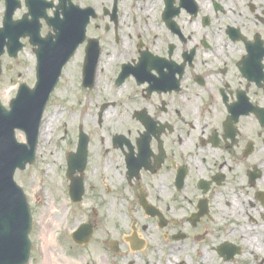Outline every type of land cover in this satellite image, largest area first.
Listing matches in <instances>:
<instances>
[{
	"label": "flooded vegetation",
	"instance_id": "obj_1",
	"mask_svg": "<svg viewBox=\"0 0 264 264\" xmlns=\"http://www.w3.org/2000/svg\"><path fill=\"white\" fill-rule=\"evenodd\" d=\"M29 3L76 46L63 185L101 231L90 264H264V0ZM28 21L12 60L37 73Z\"/></svg>",
	"mask_w": 264,
	"mask_h": 264
},
{
	"label": "water",
	"instance_id": "obj_2",
	"mask_svg": "<svg viewBox=\"0 0 264 264\" xmlns=\"http://www.w3.org/2000/svg\"><path fill=\"white\" fill-rule=\"evenodd\" d=\"M31 1L33 2L27 0L30 12L38 15L36 18H40L39 14L44 12V9L39 4L31 5L29 3ZM19 5L18 0H6L7 9L3 26L0 28V56L4 54L5 46L11 57L17 56L21 49L19 34L20 30L24 32L28 29V16L25 15L19 22L14 20L13 14ZM50 21L52 24V20ZM53 25H61L55 43L50 37L46 39L40 37L41 26L38 23L40 61L35 87L29 88L26 84H21L16 98L10 101V108L5 107L0 101V264H26L31 254L32 241L29 238L33 222L31 207L24 189L17 184L14 175L18 169H25L27 164L35 161L45 107L50 94L58 84L62 67L76 48L73 44L70 46L69 42L66 43L62 21ZM29 35L34 39V34L31 35L29 32ZM2 72L0 60V76ZM18 129L26 134V142L17 140ZM75 191L80 195V188ZM92 233L91 225H80L73 234L74 241L87 244Z\"/></svg>",
	"mask_w": 264,
	"mask_h": 264
},
{
	"label": "rangeland",
	"instance_id": "obj_3",
	"mask_svg": "<svg viewBox=\"0 0 264 264\" xmlns=\"http://www.w3.org/2000/svg\"><path fill=\"white\" fill-rule=\"evenodd\" d=\"M5 8V1L1 0L0 26ZM25 10L23 7L17 15ZM19 59L12 60L7 54L1 58L4 73L0 77V99L5 105L16 96L20 83L34 86L37 81L34 58L25 54ZM9 65H13L10 70L7 69ZM62 78L46 108L36 161L15 175L26 192L34 218L30 234L32 254L28 264H90L94 253L92 245L78 246L71 238L73 230L85 217L77 206L69 208L63 185L62 154L70 149L72 134L79 122L73 115L71 99L78 89L66 69ZM49 119L52 124L49 132H45L43 128ZM25 138L24 133L18 132L19 140L25 141ZM100 235L101 231L97 230L94 241L99 240Z\"/></svg>",
	"mask_w": 264,
	"mask_h": 264
},
{
	"label": "bare ground",
	"instance_id": "obj_4",
	"mask_svg": "<svg viewBox=\"0 0 264 264\" xmlns=\"http://www.w3.org/2000/svg\"><path fill=\"white\" fill-rule=\"evenodd\" d=\"M53 117H54V115H53ZM51 120L52 119H49V122L47 124L45 123L44 128H43L45 132H49L51 124H52Z\"/></svg>",
	"mask_w": 264,
	"mask_h": 264
}]
</instances>
